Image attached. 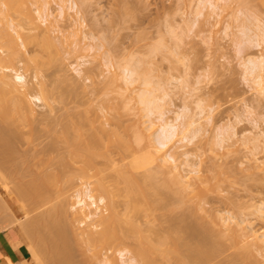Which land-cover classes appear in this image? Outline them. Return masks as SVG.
<instances>
[{"label":"rangeland","instance_id":"374dc122","mask_svg":"<svg viewBox=\"0 0 264 264\" xmlns=\"http://www.w3.org/2000/svg\"><path fill=\"white\" fill-rule=\"evenodd\" d=\"M6 1H11L14 5L19 4V0ZM26 1L32 19L38 16V11L41 8L51 9L53 13L52 16L55 17L53 24L55 27H52L51 30L48 27V22L40 21L41 26L30 31V33L36 37V40H34L33 36L32 38L34 41L30 40L31 42L23 38V41L27 45L28 56L31 58L29 68L25 66L23 61L15 64L8 62L4 65L10 70V73H13V71H11L13 69H19L22 73H26L31 85L33 83H38L37 86L34 84L35 93H40V82H44L52 93L50 92L47 96V105L44 104V102L35 105L37 112L36 118H29L27 121H16L15 124L13 123L23 132V134L21 133L23 136L17 139L15 143L7 145L11 146L10 148H13V150L15 149V152H13L15 157L11 156L13 159L11 160L13 162L15 161V164L18 162L16 165L21 164V167H23L22 163H24V166L27 164L33 166V163H35L32 168L35 171V166L37 164L42 163V165H46L47 162L45 160L55 157L58 154H63L67 146L65 142L62 143V141H64L62 132L69 128L71 135L74 133L76 134L72 127V121L75 119L73 116L79 114L91 121L93 126L97 129H101L102 126L108 128H115L116 126L120 132L124 133L125 138L134 140L135 133L128 130V126H131L135 122V116L139 113L138 111H140L141 115L143 114V121H146V119H151L157 123L160 121L158 120V116H160L158 109L155 110L156 112L154 111L152 118L147 108H139L140 106L142 107L143 104L137 100L136 92L146 88H154L155 90L158 86L160 90L157 88L158 91L156 92V89L155 92L156 94L158 93L157 95H163L160 99L164 97V93L167 91L168 96H165L164 99H162L163 101L160 100L161 103L159 102V104L162 105L160 107L166 111L164 112L169 120L171 119L173 121L177 116L181 117V122H185L188 117V119H191L193 122L191 127H189V131L186 130L190 134L188 137L194 135L193 138H190L191 140H187L186 138L182 139L188 132L185 130V134L180 132L170 142V146L173 145L171 151H177L180 159L188 155L190 158L189 163L192 162L191 164H195V167L200 169L199 174L204 181L201 187L207 186L210 183L214 184L219 180L218 188L208 190L207 198L203 203L205 208L214 212L221 211L228 218L232 217L240 221L243 220L245 221L244 225H247L249 230H257L260 234L264 233V86H261L258 80L254 78L255 75L250 73V68L253 64L247 61L250 60V58L252 60L255 59V61L258 60L257 58L264 52V37L258 36L260 30L256 27L260 23L264 31V0H221L219 2L220 9L216 10L215 13L211 10V5L206 3V0H204V4L201 3L202 0H65V10L61 8L62 0ZM1 5L4 6L2 3ZM72 6H75V8ZM195 11L203 12L201 13L202 15L198 16ZM2 17L3 16L0 14V20ZM244 18L250 19L245 21V24L249 25L247 28L249 31L246 29L247 26L245 24L243 25V20H246ZM1 26H3L2 22H0V27ZM54 28H56L55 32H53ZM242 29L243 31L247 30L248 32H246L248 35L245 36ZM8 30L17 38L18 42L21 43L16 31L11 27H8ZM25 31L26 33L29 32L27 30ZM48 37L52 41L51 44ZM21 51L24 53L23 47H21ZM0 54H3L2 50H0ZM82 61H86V65L83 66H85V69L88 68V71L86 74L83 73L84 75H79L74 68L77 67L78 62L82 63ZM133 64L136 65L135 68H139L140 72L143 71L145 78L149 77L148 79H151L150 82H154L156 87L153 83L148 86L145 85L143 83L145 81H143V76L138 77V74H134L133 76L134 79H136L135 76H137L136 81L133 82L134 84H131V86L128 85L130 88L128 86L126 87V85H124L125 82L123 83L124 80H122L123 72L125 71V67ZM133 66L130 67L133 68ZM112 73L118 76L115 81L116 83L113 81L111 82ZM37 75L38 78L36 80L35 76ZM125 89L130 90L127 91ZM137 101L141 105H139ZM136 106L139 107H137V113L135 114L134 111L136 109H131L130 111L129 108H136ZM138 117H140V115ZM108 122H111L112 125H108ZM120 122L122 124H119ZM86 128H88L89 131H93L90 124H88ZM126 128L127 131L125 130ZM180 129V131L183 130V128ZM158 134L159 132H156L154 137H157ZM221 138L225 140L224 144H221L223 143V139ZM113 139L118 140L116 136H113ZM53 144L56 149H51L52 151L48 154L45 151H40L47 149V145ZM7 148L8 147H6V149ZM0 149L3 150V146H0ZM131 152H135V150H131ZM128 153L130 154V151H128ZM128 153L118 147H113L112 157L116 165L114 164L113 167L111 166L109 171L111 172L112 170V174L114 173L115 176L121 173L122 176L120 177H123V175L126 176L125 172H123L125 170L127 171L126 177H131V174L134 173L133 176L136 175L135 177L139 180H135V178L132 179L131 177V183L128 180V184H126L127 180L116 176L117 179L115 178V183L119 180L118 185H120L121 189H117L118 191L115 189L117 184L114 187L113 182L115 179L114 181L112 180L113 182L109 180L113 184V186H111L107 183V185L111 186H108L111 188L110 190H116H113V193L107 190L109 195L116 193L115 196H119H110L111 200L117 199L113 203L117 201H119V204L121 203L120 206L117 205L118 209L120 208L121 210H118L119 213L123 211L128 213L127 207L130 203V197H139V199L136 198L134 200L131 198L133 201L143 200L139 202L140 204L142 203L141 206L145 209V212L143 210L140 213L143 218L142 216L140 217L139 214L133 216L135 217L134 219H138L134 222H136L135 224L138 222L144 229L147 227L148 229L146 228V230L148 231L150 228L149 232H152V235H150L148 231H145L150 236H145L146 234H144L147 238L143 236L141 238L142 240H140L141 244L144 243V241L146 243L150 241L147 240L148 238L151 239L154 245H158L161 240H166V245L169 244L166 247L168 250V253L166 252L167 255L164 253L161 255L158 251V254H155V250H153V253H150V256L148 255L149 259H153H151L153 264H159L160 261V264H180L176 263V260L172 259V257L170 258V256L177 259L178 256H175L176 253H174V251H178V248L174 250L173 247H179L181 245L178 246V244H174L175 242L173 239L169 242V237H181L182 240L185 239L184 242L187 241L188 247L185 245L186 243H183V249L181 247L180 250L198 247L202 241L207 242V240L211 238L209 232L205 230L207 226L206 223L210 224L211 222L210 216L208 212H204L203 210L193 213L192 209L196 204L195 199L189 202L188 199H183L186 201L182 202L184 205L179 204L181 199L180 196H178L179 192L177 185L172 182L175 184L174 187V184L171 185V180L167 179L169 181L167 182L165 180L166 178H164L166 181L164 182L163 179L160 178L162 177L161 172L159 176L157 173L158 171L153 170L156 168L152 169V165L146 168L149 169L148 174L152 173L156 180L152 178L153 180L150 179L149 182L147 179H144L149 178L146 173L148 169L145 168V172L144 168L138 169L135 168V165L133 167L131 164L132 162L135 164V159L133 161V158L139 156L141 153L138 151L130 155ZM38 154H42L44 157H39ZM48 155L51 157L48 158ZM0 157L3 159L2 156ZM123 159L125 161H123ZM8 160H6L7 163L11 161ZM56 160H53L54 164L49 165V168L52 167L51 169L58 168L57 170H63L65 166L60 167L58 164L59 162L57 163ZM65 160L67 163L71 161L66 158ZM129 162L132 166L129 165ZM51 163L52 162H50V164ZM126 163H128V165H126ZM73 164L75 165V162H73ZM76 165H78V163H76ZM69 166L72 168L73 165ZM79 166H75L77 170ZM99 166L104 169L108 168L103 164ZM32 169L31 172H33ZM67 169L70 170L68 164L65 168L66 173L60 176L61 180L59 178L55 181L56 184L59 185L53 184V186L58 187V189L50 186L52 190L51 193L48 192L47 196L50 195L51 198L45 197L46 199L49 198L47 201L44 198V206L39 205L40 209H38L35 207L36 205L33 206L31 202L25 204V212L27 213L25 214L26 219L35 216L39 211L49 210L66 201L70 208V206L77 201L78 191H87L88 188L90 189V185L93 187L95 186L93 183L98 182L96 178L82 176L80 172L76 170L68 173L70 171H67ZM129 173L130 175H128ZM184 173L186 172L184 171ZM33 174H31L30 177H32ZM138 175H140V177ZM145 175L148 177H144ZM211 178L212 180H209ZM10 179L12 181L0 183L1 205H5L7 200V195H5L7 191L4 192L6 190L5 188L9 186L13 187L16 183L20 182V179L18 181L15 180V178L10 177ZM143 179L145 181H143ZM159 180L160 182L158 183L157 181ZM53 181L54 180H52L51 184ZM136 181H139L140 186H143L142 189L140 187L138 189V183ZM152 182H157V189L162 185L163 191H161V186L159 188L161 192H157L156 186L153 187ZM166 183L170 184V188L167 187ZM68 184L71 187L68 188ZM96 185L100 184L96 183ZM153 185H155V183ZM165 185L167 190L172 189L170 193L167 191L170 195L168 193L165 194ZM62 187L65 188L63 189ZM135 187L138 189L136 192H134ZM172 187L175 188V191H173ZM117 188H119V186ZM125 188H127V193L125 192L126 190H124ZM59 190L61 192H59ZM146 190L153 196L149 194V197ZM132 191L133 193H131ZM54 192H59L61 194L58 196L57 193L56 196ZM92 192L93 194L95 193L96 196L99 194V192H95V190ZM138 192L141 193L139 194ZM143 193L144 195L147 194V196H143L148 198H142L143 196L141 195ZM171 193H174L173 195L176 194V197H179L180 201L177 202L178 199H176V197L171 199L173 196ZM52 194L54 195L53 197ZM130 194L133 195L131 196ZM159 194H162L161 196L164 194L163 197L165 198L161 199ZM126 195H130V197L128 198ZM149 198H151V201L145 200ZM156 198L158 199V203L155 200ZM152 199L156 202H153L154 200ZM159 199L165 205H162ZM148 201L151 202L152 205H150ZM107 202L110 201L107 200ZM146 202L148 203L147 207ZM26 205L31 208L28 210ZM106 205L109 206L111 204L107 203ZM102 206L103 208L101 209H105L104 211L107 212V207L105 208L104 204ZM151 206H154V208ZM1 208L3 209L1 210ZM1 208L0 233L9 228H15L22 233L25 239H27L28 244L31 245V241L29 242L28 240L30 239V233L27 231L26 222L24 225V221H20L18 218L17 221H20V224L16 220L11 222L13 218L15 219V217H17V213L15 212L16 209L14 210L12 207H8V205ZM33 208L36 209L34 210ZM151 208L154 210H151ZM23 212L24 210L20 213L24 214L25 212ZM126 213L124 214L126 215ZM56 217L60 218L59 215H56ZM180 220L184 224L180 222ZM203 223L206 224V226H204ZM21 224L25 229H23ZM63 225H65V227L68 226L63 222L60 227H63ZM188 225L193 228L188 229ZM202 225L204 229L201 227ZM70 228V225L66 228V233H68L66 238L67 240L71 239L72 242L69 241L71 244L67 242V245L71 247L69 248L70 251H68L67 248V250L65 249V253L61 251L62 253L54 252L55 254H53L52 252L55 248L52 247H55V243L58 239L55 237L56 241L53 242L54 238L52 240L48 237V240L44 243L42 254L40 251V255L38 252L36 253L41 260V264H94V262L97 264H105L103 261L96 262L98 260L94 259L93 261V259H91L92 261L90 262V260L87 259L88 257H86L85 250L82 253V246L79 245V241H75L73 230ZM215 228L216 234L214 233V237L218 234L220 235L218 236V238L220 237L219 239L225 240L227 241L226 244H229L230 240L227 238L228 236L225 235L226 238H221L223 232L219 227ZM180 229L182 230L180 231ZM157 230L159 232H157ZM163 231H165V234ZM174 233L175 236L173 237ZM158 237L159 239H157ZM176 237L175 241L178 243ZM131 239L133 240L134 238ZM134 240L133 242L131 241V245L128 243V247L126 243V247H130L129 249L134 250L138 244L134 243ZM154 240H159V242H155ZM146 243L143 245L147 246ZM170 244L173 245V249L170 248L171 251L168 249L171 246ZM226 244L225 246H227ZM117 247L120 248L119 245L115 246L116 249H118ZM116 249L115 251L113 250L114 252L111 250L115 255L113 257L115 260L113 261H115V263H120V255L116 252ZM149 249L151 248L147 250L149 251ZM71 250L75 251L72 252ZM223 251L221 253H223ZM229 251L224 255L220 253L221 256L217 254L219 257L217 255L214 256V258H217L215 261H213L214 258L208 261L212 260L211 264H215L216 262V264H218L220 262L218 260L224 259L222 257L226 258L228 256V258H230L231 251L230 254ZM233 251L234 249L232 252ZM66 252H68L67 254H69L70 258L67 257L68 255H66ZM70 252H72L71 254L75 253L71 255ZM169 252H172L171 254L173 255ZM47 253H49V255L52 253L53 257L51 256L52 258L50 257V259L46 260V258L49 257ZM145 253L147 254L148 252L145 251ZM59 254L61 257H59ZM63 254L65 255L63 256ZM110 254L111 252L107 255L110 256ZM169 254L170 256H168ZM83 255H85V258ZM155 257H157V259ZM165 257H168V260ZM64 258H68L69 261ZM71 258L72 261L70 262ZM261 259L264 260L262 257ZM155 260L157 262H155ZM178 260L179 259H177V261ZM207 263L209 262L202 261L198 264ZM1 264L13 263L9 258H5ZM110 264H114V262L112 263L110 261Z\"/></svg>","mask_w":264,"mask_h":264},{"label":"bare ground","instance_id":"6f19581e","mask_svg":"<svg viewBox=\"0 0 264 264\" xmlns=\"http://www.w3.org/2000/svg\"><path fill=\"white\" fill-rule=\"evenodd\" d=\"M220 1L221 0H206V3L211 5V8H212L211 10H213V12L215 13L216 10L220 9V7H219ZM64 2H65V0H62V5H61L62 10H65V6H66V5H64ZM1 3L4 4V6H2ZM201 3L204 4L205 3L204 0H202ZM0 5H1L0 6V14L3 16L0 20V22H2V24H3V26L0 27V50H2V52L4 54V55L0 54V146H3V148H4L3 150L0 149L1 150L0 156L3 157V159H1V157H0V183H5V182L7 183L9 181H12L10 179V177L15 178V180H17V181L20 179V182L16 183L13 187L9 186L8 188L7 187L5 188L6 190L4 189L5 190L4 192L7 191L5 194V195H7L6 196L7 200H6V203L4 202L5 205L0 204V208L8 205V207H12L14 210L16 209L15 212L17 213V217H15V219L12 217L13 219L11 222H13L14 220L17 221V218L20 221H24V225L26 222L27 227L26 226L25 227L27 228V231L30 233V236L28 235L30 237V239H28V240H29V242L31 241L30 242L31 245H28L29 249L32 248L36 253L37 252L39 253V251H40L42 254L44 243H46V240H48V237H49V239H52V240L54 238L53 242L56 241L55 240L56 238L58 239L57 242L55 243V247L54 246L52 247V248H55L52 252L53 254H55L57 252L60 253L61 251H63L65 253V249L67 250V248H68V251H70L69 248H71V247L69 245H67V242L70 243L71 239L68 238L70 240H67V238H66L67 234H68V233H66L67 232L66 228L70 225V227H71L70 229L73 230L72 232H73L74 237L76 239L75 241L80 242L79 245L82 246V249H83L82 253L85 250V254L87 255L86 257H88L87 259H89L90 262L92 261L91 259H93V261L95 259V260H98L96 262H102L103 261V262H105V264H110V261L112 263L114 262V264H153L151 262L152 258L149 259L150 253L152 254L153 250H155L154 251L155 254H158L157 253V251H158L161 255H162V253L167 255L168 250L166 247L169 244L166 245L167 244L166 240H164V241L161 240L163 242H161V241L159 242V240H156L159 243L157 242L158 245H154L152 243L151 239L148 238L147 240H150V241H148L147 243L144 241V243L141 244L140 240H142L141 238L144 236V234H146L145 236L152 235V232H149L150 228L148 231V230H146L147 227L144 229V227L142 225H140L138 222H137V224H135L136 222H134L135 220L137 221L138 219H134L135 217H133V216H137L139 214V216L141 217L142 215H140V213L143 210L145 212L144 207L141 206L142 203L141 204L139 203L140 201L142 202L143 200L133 201L136 198L139 199V197L132 198V197H130V195L132 196L133 194H130L128 196L126 195V197H128V198L130 197L129 198L130 203L128 201L129 204L127 207L128 213L123 211L124 213H126V215L123 212L119 213V211H118V210H120V208L118 209L117 205L120 206L121 203L119 204V201H117L118 204H117V202L113 203L117 199H114L113 201L111 200L110 196L119 197L118 195L115 196L116 193L112 194V195L111 194L109 195V193H108V191H110V193H113L112 192L113 190L116 191L117 189L118 190L120 189V185H118L119 180L117 181V183H115L116 179H117L116 178L117 175L115 176L114 173L112 174V170H111V172L109 171L111 169L110 167L111 166L113 167V165L115 164V160L112 157L113 147H118L127 153H128V151H130V154L135 153L136 151L141 153L137 157L134 156L135 158H133V161L135 159V164L133 162L131 163L133 165V167L135 165V168H138V169L144 168V170L146 172V169L149 168L148 166L151 167V165H152V169L156 168L153 170L158 171L157 172L158 175L161 172L163 178L162 177H160V178L163 179L164 182H166V181L169 182L167 179L171 180L170 181L171 183L174 182L178 187V192H179L178 196H180L181 201L179 200V197H176V194L173 195L174 193H171L173 195L171 197V199H174L173 197H176V199H178L177 202L180 201L179 204H182V205H184V203H182V202H186L183 199H186V200L188 199V202L195 199L196 204H195L194 208L192 209L193 213H195V211L197 212L199 210H203L204 212H208V214L210 216V220H211V222H210L211 225L206 223L207 224V226H206V224L203 223V225L206 226L205 230L207 232H209V234L211 235V238L209 240H207V242L202 241L198 245V247H196V248H191V249L186 248V250H180L181 247L183 249V246H182L183 243H186L185 244L186 246L188 245L187 241L184 242L185 237L183 238L184 240H182L181 237L180 238L176 237L175 233H174L173 237L175 236L178 239V243L175 241L176 240L175 237L174 238L169 237V242H170V240L173 239V241L175 242L174 244H178V246L181 245L179 247H173L174 250H176L178 248L177 249L178 251H176V252L174 251V253H176L175 256H178V258H177V259H179L178 261L173 256H170V254L172 252H169L170 254L168 255V256H170V258L172 257V259H175L176 263H180V264H194V263L196 264L197 263L198 264V263H201L202 261H207V262H209L207 264H211L212 263L211 261L213 260L212 258H214V256H216L217 254L219 256L224 255V254L228 253V251L230 249H231L230 251L232 254L231 255L230 251H229L230 258H228V256L226 258L222 257L224 259L218 260V261H220L218 264H261V263H264V260L261 259V257L264 258V233L260 234L257 230H252V229L249 230L248 226L244 225L245 221H243V220L240 221V220H237L236 218H232V217L228 218L221 211L214 212V211H210L209 209L205 208L203 203L205 202V200L207 198L208 190H214V189L218 188L219 180H217V182H216V180L214 179L216 183H214V184L210 183L207 186L201 187L203 185L202 183L204 181L202 180V177L199 174L200 169L195 167V164H191L192 162L189 163L190 158L188 155H186L184 158L180 159V156H179L177 151H174V152L171 151V148L173 147V145L170 146V142L180 132L185 134L186 130L189 131V129H190L189 127H191L193 122L191 119H188L189 117L185 120V122H181L180 121L181 117H177V116L175 119H173V121L171 119L169 120L168 116L165 115L166 111L163 110L162 107H160L162 105L159 104L160 100L164 99L165 96H168L167 91L165 92L166 94L164 93V97L162 99H160L163 95L161 94V96H160V95H157L158 93L156 94V92L158 91L159 88H158V86L156 87L154 82H152V83L154 84L156 89L158 88L157 90L155 89L156 92H155L154 88H152V89L146 88V89H142V90L140 89L136 93H137V100L141 104H143L142 107L136 106V108L133 107V108H129V109H130V111H131V109L132 110L136 109L134 111V113L136 114L137 109H138L137 107H139L141 109L147 108L149 110L150 116H152L154 111L158 109L160 116H158V114H157V116L159 117L158 120H160V121L158 123L151 120V119L150 120L146 119V121H143L142 118L144 116L142 117L143 114L141 115L140 111H138L140 114L139 113L136 114L135 122L131 126H128V130H131V132L135 133L134 140H130V139L125 138L124 133L120 132L119 129L116 128V126H115V128H108L106 126H102L101 129H97L95 126H93L91 121L87 120L86 118L83 117V115L79 114L77 116H73V117H75V119H73V121H72L73 122L72 127H73L74 132H76V134L74 133L73 135H71L69 128H67L66 130H64L62 132L63 133L62 138L64 137L63 138L64 141H62V143L65 142V145L67 146V147L65 146L66 151L63 152V154H58L55 157H51V156H49L51 154H49L48 158H50V157L51 158L47 159L48 161L45 160L47 162V164L46 165L45 164L42 165V163L37 164L35 166L36 167L35 171L32 169L34 167L35 163H33L34 164L33 166L32 165L30 166L27 163H26L27 165L25 164L26 166H24L23 165L24 163H22L23 167H21V164L16 165L18 162H16V164H15V161L13 162L12 161L13 159L11 157V156H14L13 152H15V149L13 150V148H10L11 146H7V145H9L10 143L11 144L15 143V141L17 139H19L23 136L22 135L23 132L20 131V128L14 124L16 121L21 122V121H27V120H29V118H32V119L36 118L37 112H36L35 105H38V103L41 104L43 102H44V104L47 105V103H48L47 102L48 101L47 96L50 94L51 90L49 91L48 87L44 84V82H40V93L39 92L35 93V88H34L35 85L34 84H36V86H37L38 83H33L31 85L26 73H24V72L22 73L19 69L18 70L13 69V70H11V71H13V73L12 72L10 73V70L7 69V67H5L4 64H6L8 62L11 64H15L17 62L20 63L23 61L25 66L29 68L31 58H29L30 56H28L29 53L27 50V45L23 41V38L26 39L27 41H30V40L32 41L33 38H34V40H36L35 39L36 37H34L33 34L30 33V31L40 27L41 26L40 21H43V22L45 21L46 23L48 22V27L52 30V27H55L53 25L55 17L52 16L53 13H52L51 9L41 8L38 11V16L32 19L30 11L28 10V5H27L26 0H19L18 5H14L11 1L0 0ZM72 7L75 8V6H72ZM202 12L203 11H198L196 13L199 16V15H202L201 14ZM196 13H195V15H196ZM244 19H246V20H243V25L245 24V21L250 20L249 18L248 19L244 18ZM247 24H248V22H247ZM246 26H247L246 27V29H247L249 25H246ZM8 27H11L12 29H14L16 31V34L18 35V38H19L21 43H19L17 38L8 30ZM256 27H257V29L260 30V33L258 34V36L264 37L263 36L264 35L263 27L260 25V23ZM243 29H242V31H243ZM25 30H27L29 32L26 33ZM24 31L26 34L24 33ZM55 31H56V28L53 29V32H55ZM246 31H243L245 36L248 35L247 32L249 30L247 32ZM32 36H33V38H32ZM179 39H181V38H179ZM48 40L50 41V44H51L52 41L50 40V38ZM52 40H53V37H52ZM21 47L24 48V53H23V51H21ZM257 59H258V60H256L257 62L255 61V59L252 60L251 58H250V60H247V61H250V64L251 63L253 64V66L250 68L251 69L250 73L255 75L254 78L256 80H258V82L261 86H264V52H262ZM83 65H86V61L85 62L82 61V63L78 62L77 67L74 68V70H76V72L79 75H82L83 73L86 74V72L88 71V68L85 69L84 68L85 66H83ZM133 65H129L128 67H125V71L123 72L124 74L122 76L123 79L121 78L122 80H124L123 83L125 82L124 85H126V87H127L128 85L131 86V84H134L133 82H135L137 79V76H135L136 79L133 78L134 74H138V77L143 76V81L145 80L143 83L145 85H147V86L151 85L152 84L150 82L151 79H148L149 77L145 78L144 72L143 71L140 72L138 67H137L138 69L135 68L137 64L134 66ZM130 66H133V68ZM116 73H119V72H116ZM112 74H113L112 77L110 76L111 82L113 81L114 83H116L115 81L117 80L118 76L115 73H112ZM35 78L37 80L38 75L35 76ZM125 90L128 91L130 89H125ZM135 98H136V96H135ZM139 102H138V104L141 105ZM135 104H134V106H135ZM138 114L140 115V117H138L139 116ZM152 118H153V116H152ZM10 121H11V123H10ZM180 122L183 124H181ZM6 123H7V125H6ZM178 123H180V124H178ZM88 124L91 125V127L93 128V131H89V129L86 128V126ZM119 124H122V123L120 122ZM108 125L111 126L112 123L108 122ZM180 125H181V127H180ZM180 128H183V130L180 131L181 130ZM125 130L127 131V128ZM188 131H186V132H188ZM156 132L157 133L159 132V134L157 135V137H154V134ZM184 134H183V136H184ZM24 135H25V133H24ZM113 136H116L118 138V140H114ZM188 136H190L189 132L186 133L185 136L182 137V139L186 138L187 140H189L190 138H193L194 135L192 137H188ZM223 138H225V137H223ZM223 138H221V139H223ZM220 142H222V141H220ZM220 142H219V144H220ZM224 142H225V140L223 139V143H221V144H224ZM4 145H6V146H4ZM47 146L48 147L45 146L47 149L40 150V151H42V152L45 151L48 154L50 151H52L51 149H53V150L56 149L54 144L53 145H47ZM56 146H58V145H56ZM6 147H8L9 149L8 148L6 149ZM131 150H133V151L135 150V152H131ZM35 154H37V153H35ZM38 156L42 157L43 155L38 154ZM56 158L58 161L56 160ZM65 158L68 160L70 159L72 162L71 161H70V163L65 162L66 161ZM6 160H8V161L11 160L12 163L10 161L9 162L10 164H9V163H7ZM53 160H56L57 163L59 162L58 164L60 165V167L65 166V168H66V166L68 164V167L70 168V170L67 169V171H70L68 173H71V172H73V170L74 171L76 170V171L80 172V174L82 176H86L89 178L94 177V179L96 178V181H98V182H96V181L95 182L100 184L101 186L96 185V183H93V184H95V186H93L94 188L91 187L92 185H90V189L88 188L87 191H83V190L78 191L77 192V201L75 203H73L70 206V208L68 207V203L66 201L65 203H62L59 206L57 205V207L55 206L54 208H51L49 210L44 209L45 211H39L35 216L26 219L25 214H27V213L25 212V210H26L25 204L28 202H31V204H33V206L36 205L35 207L38 209H40L39 205L44 206L43 202L46 199L45 197L51 198L50 195L47 196L48 192L51 193V190H52V188L50 186H53L54 183L56 184V182H55L56 179L58 180L60 178V180H61L60 176L64 175V173H66L65 168L63 170L62 169L57 170L58 169L57 167H56L57 169H51L52 167L49 168V165L54 164ZM123 161H125V160L123 159ZM50 162H52V163L50 164ZM73 162H75V165L73 164ZM76 163H78V165H76ZM79 163H81V164H79ZM100 164L106 165L108 168L104 169V168L99 166ZM131 164L129 162V165H131ZM69 165H73L72 168H74V169H72L71 166H69ZM126 165H128V163H126ZM75 166H77V167L79 166L78 170ZM124 166H125V164H124ZM146 167H148V168H146ZM30 168L32 169L33 172H31ZM71 169H72V171H71ZM107 171H109L110 173ZM132 171H133V169H132ZM184 171L186 173H184ZM123 172H125V174L127 176V173H126L127 171L124 170ZM148 172H149V169L146 172L147 175L149 176V178H144V179H147L148 181L152 178L155 179L153 177V174L152 173L148 174ZM31 174H33V176H35V177H33V176H32L33 178L30 177ZM119 174L117 176L118 178L120 176H122L121 173H119ZM133 174H131L132 179L133 178H135V180L138 179L135 177L136 175L133 176ZM128 175H130V173ZM147 175H145L144 177H146ZM126 176L123 175V177H120V178L127 180L126 184H128V180L131 183V181H132L131 177L128 176L129 177L128 178ZM138 176L140 177V175H138ZM156 176H157V174H156ZM164 178H166L165 179L166 181L164 180ZM91 179H93V178H91ZM114 179H115V181H114ZM144 179H143V181H145ZM52 180H54V181L51 184ZM109 180L114 181V182L112 181L114 183V187L117 184V186L115 188L116 190L113 189V187H112L113 190H110L111 188H109V187L113 186V184ZM209 180H212V178ZM136 182L138 183V189H139V187L142 189L143 186L142 185L140 186L139 181H136ZM157 182L159 183L160 180ZM157 182H152V186L153 187L156 186ZM91 183H92V181H91ZM107 183H109L111 186L107 185ZM141 183H143V182H141ZM154 183H155V185H153ZM174 183H172L171 185H173ZM122 184H124V183H122ZM145 184H147V183H145ZM175 184H174V187H175ZM56 185H59V184H56ZM104 185H106V186H104ZM166 185L168 188H170L169 183H166ZM166 185L164 188L165 194L168 193L167 191H169V193H170L172 190V189L167 190ZM65 186H66V184H65ZM118 186H119V188H117ZM161 186H159L158 189ZM55 187L53 186V188H55ZM69 187H71V186L69 185L68 188ZM56 188L58 189V187H56ZM126 189L127 188H125L124 190H126ZM138 189H136V187H135L134 192H136V190L138 191ZM158 189L156 186L157 192L163 191L162 190L163 186L161 187V191H160V189L158 191ZM174 189L175 188H173V191H175ZM93 190H95V192H99L100 195L98 194V196H96L95 193L93 194V192H92ZM130 191H128V192H130ZM146 191H144V192H146ZM1 192H2V190H1ZM59 192H61V191L59 190ZM59 192H57L58 196H59V194H61ZM125 192L127 193V190ZM200 192H202V193H200ZM54 193H56V192H54ZM57 193H56V196H57ZM131 193H133V191ZM117 194H119V193H117ZM149 194L152 195L151 193L148 192V196H149ZM143 195H144V193L141 196H143ZM157 195H158V193H157ZM53 196L54 195L52 194V197ZM135 196H138V195H135ZM144 196H147V194H145ZM144 196L142 198H148V197H144ZM163 196H164V194H163ZM163 196H161L160 198L164 199L165 197H163ZM48 199H46V201ZM129 199H126V200H129ZM150 199L151 198L145 199V200H150ZM107 200L110 202H107ZM152 200H154V199H152ZM155 200L157 201L158 199L156 198ZM155 200L153 202H156ZM159 201L161 202L160 199H159ZM107 203L111 204V205H109L110 207L108 205H106ZM149 203H150V205H152L151 202H149ZM157 203H158V201H157ZM161 203H162V205L164 204L163 202H161ZM103 204L105 205L104 206L105 208L107 207V210H106L107 212L104 211L105 209L104 210L101 209V208H103V206H102ZM160 204H159V207H160ZM156 205H158V204H156ZM122 206H124V205H122ZM147 206H148V203L146 204V207ZM151 207L154 208V206H151ZM27 208L29 210V208H31V207L27 206ZM153 208H151V210H154ZM2 209L3 208H1V210ZM13 209H12V211H13ZM23 210L25 213L23 212L24 214H21L20 212ZM147 211H146V213H147ZM56 215L57 216L59 215L60 218L56 217ZM124 215H125V217H124ZM13 216H15V215H13ZM61 216H63V217H61ZM136 218H139V217H136ZM142 218H143V216H142ZM183 218H184V216H183ZM20 221L19 222L17 221V222L20 224ZM63 222H65V224H67L68 226L65 227V225H63V227L62 226L60 227V225ZM180 222H182V221L180 220ZM185 224H186V222H185ZM203 225L201 227L204 229ZM21 226H22V224H21ZM22 227H23V229H25L24 226H22ZM141 227H143V228H141ZM153 227H155V226H153ZM188 227H189V225H188ZM215 227H219V229H221V231L223 232L221 238H224L225 235L228 236L227 238H229V240H230L229 244H226L227 241L219 239L220 237L218 238V236H220V235H218V234L216 235L217 238L214 237L216 234V230H215L216 228ZM185 228H186V226H185ZM191 228H193V227H189L188 229H191ZM154 229H156V228H154ZM181 230L182 229H180V231ZM145 231H148L150 233V235L147 234ZM165 231H163L164 234H165ZM24 232H26V231H24ZM157 232H159V231L157 230ZM29 233H27V234H29ZM166 233H169V232H166ZM166 235H165V237H166ZM79 236H82V237H79ZM171 237H172V235H171ZM131 238H134V239L136 238L135 240L133 239L134 243H138L136 245V248H134V250L129 249L130 247L127 248L128 243H130V245H131L133 242V240ZM145 238H147V237H145ZM153 238H154V234H153ZM129 239H131V240H129ZM157 239H159V237ZM126 243H127V247H126ZM145 243L147 244L148 248H151V249H149V251L147 250L148 249L147 246L143 245ZM224 243L227 246H225ZM118 245L120 246V248L117 247L118 249H116L115 246H118ZM67 246H69V247H67ZM145 246H146V248H145ZM172 246L173 245H171L168 248L169 251H171L170 248H172ZM45 248H44V250H45ZM77 248H79V247H77ZM226 248H228L229 250ZM115 249L117 250L116 252H118L120 255V259H121L120 263H117V262L115 263V261H113V260H115V258H113L115 256L113 253L115 251ZM233 249H234V251L232 252ZM111 250L112 251L114 250V251L112 252ZM223 250L224 251L226 250L225 253ZM71 251L73 252L75 250H71ZM145 251L148 253L146 254ZM222 251H223V253H221ZM44 252H46V251H44ZM72 252H70V254ZM109 252H111L112 255L111 254H110V256L107 255V254H109ZM67 253L68 252H66V255H68L67 257H69V254H67ZM74 253L71 255H74ZM220 253H221V255H220ZM47 254L49 255V253H47ZM51 254L49 255L48 258H46V260L50 259L51 256L53 257V254L52 255ZM39 255H40V253H39ZM43 255L47 256L46 254H43ZM64 255L65 254H63V256ZM171 255H173V254H171ZM84 256L85 255H83V257ZM40 257H42V256H40ZM56 257H57V254H56ZM59 257H61L60 254H59ZM155 258L157 259V257H155ZM67 259L68 258H66L65 260H67ZM210 259H212V260L208 261ZM215 260H217V258H214L213 261H215ZM68 261H69V259H68ZM71 261H72V258H71L70 262ZM155 262H157V261L155 260ZM160 263H161V261H160ZM90 264H93V263H90ZM94 264H97V263L94 262ZM154 264H156V263H154Z\"/></svg>","mask_w":264,"mask_h":264},{"label":"crops","instance_id":"0c3cea01","mask_svg":"<svg viewBox=\"0 0 264 264\" xmlns=\"http://www.w3.org/2000/svg\"><path fill=\"white\" fill-rule=\"evenodd\" d=\"M28 241L15 228H9L0 233V264L5 258L13 264H41L36 252L28 249Z\"/></svg>","mask_w":264,"mask_h":264}]
</instances>
